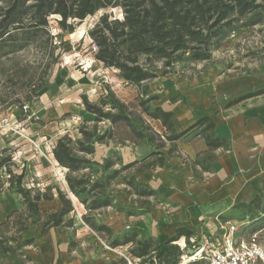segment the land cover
<instances>
[{"label": "rangeland", "instance_id": "rangeland-1", "mask_svg": "<svg viewBox=\"0 0 264 264\" xmlns=\"http://www.w3.org/2000/svg\"><path fill=\"white\" fill-rule=\"evenodd\" d=\"M5 6V1H1L0 9ZM100 15L97 12L82 22L76 21L72 32L61 30L57 24L59 17L51 15L47 31L19 32L13 42L0 46V199L12 202L13 208L8 211L11 216L7 220V212L3 217L0 235L12 240L9 245L15 254L9 257H22V245L35 236L32 226L22 229L27 226L22 227V221L28 213L15 191L19 176L21 187L31 196H47L57 201L60 193L70 202L71 210L62 218L60 227L69 235V244L76 246L80 258L100 253L106 264H150L151 260L158 264L156 258L167 253L170 245L177 247V244L184 248V255L191 256L193 245L189 241L201 242L202 236L208 234L204 225L182 228L185 234L177 239L178 229L171 234L162 229L172 220L176 206L147 187L137 190L146 194L152 191L150 196L137 195L127 184L131 177L136 183V167L122 171L130 162L154 160L148 157L154 149L144 141H137L122 123L112 125L108 120L95 123V119H89L83 98L112 113L107 97L111 91L128 111L141 114L161 134L164 132L161 123L141 113V102L150 109L160 107L173 113L178 133L204 116L216 123L225 121L228 114L238 118L237 112L264 95V15L254 26L249 25L251 17L238 20L218 38L209 60L195 62L184 57L171 69L166 68L165 74L158 70L154 79L138 85L125 82L118 71L105 68L95 59L97 48L88 34ZM154 65L164 68L162 62L156 61ZM81 130L90 136L83 137ZM198 132L199 129H193L174 145L166 146H172V153L189 167L202 162L206 171L201 165L194 170L197 178H203L213 173L218 156L203 154L194 162L189 161L177 144L190 143ZM58 139L70 140L76 155L90 164H82L83 168L76 172H65L51 152ZM81 149L92 153H80ZM68 178L81 182V186L74 188L77 195L70 192ZM256 196L261 200L258 209L243 207ZM104 198L109 199L108 207L89 209L93 200ZM52 200L38 204L39 229L50 222V215L41 208L50 206ZM250 201L232 206L218 218L209 216L207 221L212 223L206 226L213 231L219 227L218 220L231 221L238 228L235 237L248 238L255 233L264 246V185ZM174 238L177 240L167 247V241ZM128 239L150 240L156 250L151 258L138 259L131 254L136 244H126ZM37 245L32 240L26 247L33 251ZM49 263L50 259L46 264Z\"/></svg>", "mask_w": 264, "mask_h": 264}, {"label": "trees", "instance_id": "trees-1", "mask_svg": "<svg viewBox=\"0 0 264 264\" xmlns=\"http://www.w3.org/2000/svg\"><path fill=\"white\" fill-rule=\"evenodd\" d=\"M6 6L0 9V46L13 42L19 32L47 31L48 17L57 15V24L61 30L72 32L73 24L82 22L89 16L101 12L98 22L89 32L92 43L96 46L95 59L107 69L116 70L121 78L130 84H141L156 77V71L165 74V69H171L184 57L195 62L207 61L211 58L216 41L230 30L238 20L251 17L249 25H256L264 15V0H0ZM117 11L120 17L113 13ZM162 62L164 68L158 69L154 63ZM107 97L114 112H104L101 108L83 98L85 110L95 116V123L104 120L112 125L124 124L137 141H144L154 151L150 162L142 161L130 163L122 171L135 168V173L146 169L161 167L164 160L173 153V144L186 133L193 129H200V135L209 150L226 149L228 143L225 139L215 134L214 122L208 117L198 119L193 125L183 132H176L173 113L166 112L160 107L150 109L141 102V113L147 118L159 121L164 128L162 134L156 133L139 113L128 111L127 107L117 100L111 91ZM83 137L90 136L84 130L80 131ZM80 153H92V150L81 149ZM52 154L56 163L64 169L76 172L81 170L82 164H90L89 160L76 155L70 140L58 139ZM203 170L207 167L199 163ZM107 164V167H110ZM117 172H114V174ZM113 177V176H112ZM133 178L127 183L133 192L140 196H150L137 189L144 187L133 183ZM21 177L15 181V191L21 196L26 206L28 216L22 221V227L40 224L38 204L40 201H50L52 197L34 195L21 187ZM70 192L77 195L74 188L81 186L77 180L67 179ZM62 207L49 216L50 222L43 225L41 236L50 228L61 225L62 218L70 210V202L58 193ZM261 200L256 196L249 204L243 207L259 208ZM86 204V201L82 202ZM110 205L109 199L93 200L89 209L97 210ZM11 216L8 215L6 220ZM3 225V223L1 224ZM183 229L177 230V239L184 236ZM176 239V240H177ZM170 239L166 246L174 241ZM12 240H7L0 235V260L14 254L15 250L9 245ZM32 240H27L28 245ZM136 244L131 254L138 259L151 258L153 245L150 240L137 242L128 239L126 244ZM23 245V246H24ZM180 249V252L178 248ZM169 246L165 254H160L156 259L158 264H180L184 255L183 249ZM154 260L150 261L153 264ZM195 263V262H192ZM197 263V262H196ZM109 264H116L111 262ZM123 264H127L124 262Z\"/></svg>", "mask_w": 264, "mask_h": 264}, {"label": "crops", "instance_id": "crops-1", "mask_svg": "<svg viewBox=\"0 0 264 264\" xmlns=\"http://www.w3.org/2000/svg\"><path fill=\"white\" fill-rule=\"evenodd\" d=\"M236 114L238 118L228 114V118L219 123L211 119L215 124V134L227 141L226 149L209 150L200 135V129L190 143L189 141L177 143L179 149L184 152V157L189 161L194 162L203 154L215 153L218 161L210 175L197 178L194 168L202 162L197 161L193 163V167H189L174 154L167 157L161 167L146 169L136 174V183L156 191L176 206L175 212L171 214L173 221L170 218V223L162 228L170 234L177 229L190 228L191 224H196V226L204 225L208 230V234L203 236H213L217 228L212 231V228L206 226L212 223L207 221L209 216L215 215L217 217L214 218H218L232 206L250 201L263 187L264 95L255 98L247 109ZM89 117L95 119L90 113ZM144 160L146 158L130 163L141 164ZM11 205L12 202L0 199V227L6 212L10 215L8 211L13 210ZM61 207L59 200H52V204L43 206L41 211L51 215ZM48 209H51L50 213ZM218 222L224 223L219 220ZM60 226L49 229L43 236L40 234L42 229H39L38 225L32 226L35 236L30 240L36 241L38 244L36 248L30 251L29 247L21 244L24 249L22 257L21 255L9 257L13 255L11 254L8 255L9 258L1 259L0 264H44L48 263L49 259L51 260L49 264H106L100 253L93 254L91 258L78 257L76 246L69 244L70 237Z\"/></svg>", "mask_w": 264, "mask_h": 264}, {"label": "built area", "instance_id": "built-area-1", "mask_svg": "<svg viewBox=\"0 0 264 264\" xmlns=\"http://www.w3.org/2000/svg\"><path fill=\"white\" fill-rule=\"evenodd\" d=\"M54 147L55 144H52L51 152ZM63 170L66 172V169ZM237 229L235 224L227 221L219 224L213 236H202L199 244L190 240L193 253L191 256L183 255L180 264H264V246L257 235L253 233L248 238L243 235L235 237Z\"/></svg>", "mask_w": 264, "mask_h": 264}, {"label": "bare ground", "instance_id": "bare-ground-1", "mask_svg": "<svg viewBox=\"0 0 264 264\" xmlns=\"http://www.w3.org/2000/svg\"><path fill=\"white\" fill-rule=\"evenodd\" d=\"M118 255H120V253H117Z\"/></svg>", "mask_w": 264, "mask_h": 264}]
</instances>
